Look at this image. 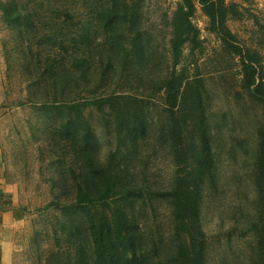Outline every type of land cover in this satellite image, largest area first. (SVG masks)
Instances as JSON below:
<instances>
[{"label": "rangeland", "instance_id": "rangeland-1", "mask_svg": "<svg viewBox=\"0 0 264 264\" xmlns=\"http://www.w3.org/2000/svg\"><path fill=\"white\" fill-rule=\"evenodd\" d=\"M15 1L32 22L9 26L0 9V179L17 184L20 209L28 210L29 228L18 237L22 254L16 264H94L85 216L54 204L75 202L78 185L92 193L94 169L115 167L131 188L170 190L176 178L169 137L165 80L172 71L171 20L182 0H128L137 15L134 25L120 24L106 33L97 19L105 0ZM238 5L227 26L244 50L264 64V0H226ZM194 24L201 48L185 47L177 71L204 83L203 111L209 129L214 170L203 188L201 227L206 237V264H264L257 249L256 227L264 207V180L257 172L258 135L264 106L244 89L239 58L209 31L198 4ZM187 103L192 105L191 88ZM132 95L140 102V123L131 132L116 131V122L94 109L86 114L93 139L85 156L54 135L59 120L47 111L54 100H90ZM193 114L185 137L188 171L198 161L199 140ZM136 226L135 249L116 255L117 264H178L171 203L154 199L128 209Z\"/></svg>", "mask_w": 264, "mask_h": 264}, {"label": "trees", "instance_id": "trees-1", "mask_svg": "<svg viewBox=\"0 0 264 264\" xmlns=\"http://www.w3.org/2000/svg\"><path fill=\"white\" fill-rule=\"evenodd\" d=\"M201 6L209 21V31L216 34L226 50L239 58L244 76V89L264 106V64L259 53L244 50L237 43L236 36L227 26L228 19L237 16L238 5L226 0H182L171 20L170 55L172 71L165 80L166 106L169 113V137L174 148L176 178L168 191L131 188L122 183L120 175L110 162L94 169L97 180L92 193L82 184L78 185L75 202L68 206L54 204L65 212L80 211L87 220L89 236L93 244L94 264H117L116 255L133 252L136 246V226L130 222L128 209L141 201L143 204L154 199H167L171 203L174 221L173 234L177 245L178 264H206L207 241L201 227L203 188L214 170L209 129L203 111L204 83L201 78L189 81L177 71L181 64L185 47L193 50L201 48L200 30L193 17L197 5ZM3 20L9 26L25 27L32 25L27 15L22 14L15 1L0 3ZM97 19L106 33H112L120 24L134 25L136 13L131 10L128 0H105L97 12ZM192 93L193 109L189 108L185 89ZM58 122L54 135L66 142L73 156L87 154L92 144L93 129L87 117V110L94 109L108 122H116V131L131 132L140 123V102L132 95H108L90 100H54L46 107ZM193 114H197V136L199 155L195 168L188 171V149L185 133ZM133 132V131H132ZM257 172L264 180V123L258 132ZM257 249L264 259V207L260 223L256 227ZM57 264L72 263L68 256L63 263L62 254L55 256ZM125 264H139L137 260H126Z\"/></svg>", "mask_w": 264, "mask_h": 264}, {"label": "crops", "instance_id": "crops-1", "mask_svg": "<svg viewBox=\"0 0 264 264\" xmlns=\"http://www.w3.org/2000/svg\"><path fill=\"white\" fill-rule=\"evenodd\" d=\"M3 179V178H2ZM0 179V264H16L22 254L19 236L31 222L18 205L17 184Z\"/></svg>", "mask_w": 264, "mask_h": 264}]
</instances>
